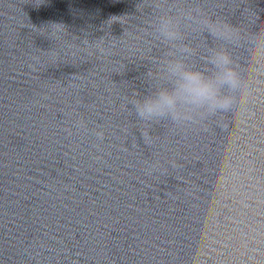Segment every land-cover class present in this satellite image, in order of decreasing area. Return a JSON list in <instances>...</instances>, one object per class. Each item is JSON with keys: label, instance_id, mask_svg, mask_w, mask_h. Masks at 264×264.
<instances>
[{"label": "clouds", "instance_id": "9594fccd", "mask_svg": "<svg viewBox=\"0 0 264 264\" xmlns=\"http://www.w3.org/2000/svg\"><path fill=\"white\" fill-rule=\"evenodd\" d=\"M158 23L159 34L164 40L174 43L181 39L179 26L172 18H161ZM201 26L214 39L240 37L239 29L227 22L207 19ZM250 45L254 66L264 68V30L251 34ZM191 55H195V50L190 45H183L180 58L167 64L170 87H158L151 95L136 101L135 113L141 121L170 119L177 124L194 123L197 118L202 122L218 114L233 113L238 103L234 94H243L245 84L232 55L226 48L213 50L207 58L210 66L207 71L189 64L187 59ZM97 136L103 138L102 133Z\"/></svg>", "mask_w": 264, "mask_h": 264}]
</instances>
